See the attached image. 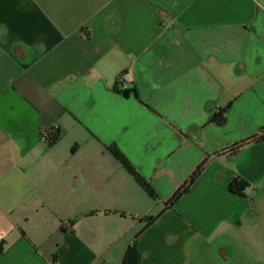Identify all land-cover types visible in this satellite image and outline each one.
<instances>
[{
	"label": "crops",
	"instance_id": "1",
	"mask_svg": "<svg viewBox=\"0 0 264 264\" xmlns=\"http://www.w3.org/2000/svg\"><path fill=\"white\" fill-rule=\"evenodd\" d=\"M262 130L264 0H0V264H192L264 183V141L216 154Z\"/></svg>",
	"mask_w": 264,
	"mask_h": 264
},
{
	"label": "rangeland",
	"instance_id": "2",
	"mask_svg": "<svg viewBox=\"0 0 264 264\" xmlns=\"http://www.w3.org/2000/svg\"><path fill=\"white\" fill-rule=\"evenodd\" d=\"M242 225L217 232L190 251L192 264H264V183L247 188Z\"/></svg>",
	"mask_w": 264,
	"mask_h": 264
},
{
	"label": "trees",
	"instance_id": "3",
	"mask_svg": "<svg viewBox=\"0 0 264 264\" xmlns=\"http://www.w3.org/2000/svg\"><path fill=\"white\" fill-rule=\"evenodd\" d=\"M122 86L123 85L121 83H117V85L115 86V90L125 96L128 95V91L122 90ZM229 106L230 105L213 112L208 121V124L223 125L226 122V114L229 109ZM58 139L59 132H50L46 136V143L52 145L56 143ZM262 141H264V130H262L259 134L254 135L244 141L231 145L226 150L217 153L216 155L224 154L230 157L237 156L245 147ZM107 150L113 155V157L117 160L121 167L134 179V181L139 185V187L142 188L150 198L154 200L159 199V195L152 187L151 183L137 171L133 164L127 159V157L120 151V149L116 145L107 147ZM205 166L206 162L197 168V170L193 173L189 180L166 203V206L169 209H174L175 206L181 201V199H183L186 195L189 194L192 187L204 171ZM249 187L250 184L245 179H243L239 175H234L229 186V191L232 194L244 197L245 191ZM156 220L157 217L146 218V222L148 225L153 224ZM140 260L141 254L138 250L137 243L135 241L133 245L128 248L123 260V264H139ZM54 263L57 264L56 255L54 256Z\"/></svg>",
	"mask_w": 264,
	"mask_h": 264
},
{
	"label": "built area",
	"instance_id": "4",
	"mask_svg": "<svg viewBox=\"0 0 264 264\" xmlns=\"http://www.w3.org/2000/svg\"><path fill=\"white\" fill-rule=\"evenodd\" d=\"M60 131V126L59 125H52L51 127L45 129L42 131V138L43 141L46 143V136L50 132H59Z\"/></svg>",
	"mask_w": 264,
	"mask_h": 264
}]
</instances>
